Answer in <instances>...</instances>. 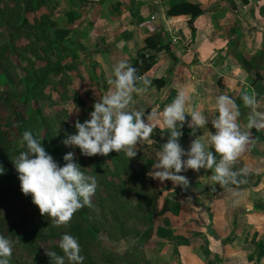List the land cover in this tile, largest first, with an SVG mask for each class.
Here are the masks:
<instances>
[{
  "label": "crops",
  "instance_id": "0c3cea01",
  "mask_svg": "<svg viewBox=\"0 0 264 264\" xmlns=\"http://www.w3.org/2000/svg\"><path fill=\"white\" fill-rule=\"evenodd\" d=\"M183 3L202 13L169 14ZM36 15L48 23L65 72L96 91L100 85L109 94L107 81L118 62L154 57L127 109L146 120L184 90L191 97L186 112L198 106L209 121L189 127L186 114L179 138L185 150L196 137L215 132L217 98L231 99L240 113L237 124L249 135L232 165L237 183L210 181L211 169L180 173L189 181L186 190L154 179L180 209L156 227L151 264H264V127H247L252 108L243 101L244 95L254 97L255 111L264 114V0H42ZM82 61L91 63L89 70ZM155 80L165 84L158 87ZM149 122L152 132L136 151L152 163V172L166 128L161 119Z\"/></svg>",
  "mask_w": 264,
  "mask_h": 264
},
{
  "label": "rangeland",
  "instance_id": "374dc122",
  "mask_svg": "<svg viewBox=\"0 0 264 264\" xmlns=\"http://www.w3.org/2000/svg\"><path fill=\"white\" fill-rule=\"evenodd\" d=\"M28 1L33 0H0V94H14L23 104L27 131L60 166L67 163L64 155L72 152L73 162L95 179L96 189L91 204L58 227L40 214L31 195L21 192L12 163L9 173L16 178V192L8 198V205H28L51 223L60 239L64 233L75 237L85 263L88 259L90 264H151L156 250H152L150 239L167 216L161 214L166 199L162 184L149 178V172H142L147 162L137 156L130 160L123 152L113 151L108 156L87 157L79 148L62 143L67 134L75 133L76 121L89 119L93 105L108 93L102 92L100 85L99 91L94 86L86 87L82 80L70 75L75 72L55 73L61 57L52 46L51 35L46 37L37 27L39 17L29 10ZM82 64L88 70L91 67L89 61ZM13 148L12 160L18 151H26L22 139ZM33 257L23 246H15L10 264H35ZM46 261L52 264L51 259Z\"/></svg>",
  "mask_w": 264,
  "mask_h": 264
},
{
  "label": "clouds",
  "instance_id": "9594fccd",
  "mask_svg": "<svg viewBox=\"0 0 264 264\" xmlns=\"http://www.w3.org/2000/svg\"><path fill=\"white\" fill-rule=\"evenodd\" d=\"M136 72V68L127 62H118L113 68L114 78L107 81L111 86L109 94L93 105L89 119L76 121L75 133L67 134L62 143L66 147L79 148L80 153L87 157L108 156L114 151L123 152L131 160L137 156L136 146L150 136L153 125L149 121L154 117L162 120L168 138L156 153L155 171L149 173L153 179L172 181L186 190L189 181L180 173L189 169H211L213 174L209 177L210 181L221 186L237 183V172L232 170V165L244 150L249 135L237 124L240 113L231 99L227 96L217 98L218 115L211 121L215 132L207 138L196 137L185 150L179 138L186 114L191 117L189 127L200 128L209 122L208 119L199 112L198 106L196 110L186 112L191 97L182 89L161 113H150L146 120L139 111L126 110L132 93L142 91L136 86L140 80ZM148 83L147 80L143 81L145 86ZM243 101L252 108L247 127H264V114L255 111L254 97L244 95ZM22 141L26 151H21L12 160L21 192L26 196L31 195L32 203L52 224L58 227L66 225L74 213L91 204L96 189L95 179L86 176L80 166L73 162L72 152L64 155L67 163L60 166L31 131L22 133ZM2 173L3 168L0 167ZM59 248L63 255L46 250L52 264H83L84 257L80 255V245L75 237L62 234ZM12 252L11 238L0 235V264H10Z\"/></svg>",
  "mask_w": 264,
  "mask_h": 264
},
{
  "label": "trees",
  "instance_id": "16d2710c",
  "mask_svg": "<svg viewBox=\"0 0 264 264\" xmlns=\"http://www.w3.org/2000/svg\"><path fill=\"white\" fill-rule=\"evenodd\" d=\"M30 3V11H36L40 8L42 0L28 1ZM177 12L169 10V14H192L193 17L202 13V10L190 3H183L178 7L175 6ZM37 16V15H36ZM37 21V27L42 31L43 35L50 38L48 33V23L41 17ZM30 27L34 25L26 22ZM191 24H193L191 19ZM52 46L56 49L55 41H52ZM167 47V45H166ZM168 50V47H167ZM153 58L140 55L131 66L136 68V75L140 77L153 65ZM62 57L58 60V68L55 73L62 74L65 72L62 64ZM0 60V67H1ZM63 65V66H62ZM65 74V73H64ZM158 87L165 84L164 80H155ZM187 121V118H186ZM184 122L181 132L185 130L186 123ZM27 131L26 119L23 114V104L18 103L14 94L1 93L0 94V167L3 168V173L0 174V235L11 238L13 247L23 246L29 255L34 256L35 264H45L47 259H51L46 255V250L54 251L58 255H63L59 248L60 238L56 229L47 220L40 218L35 212L31 210L28 205L20 206L8 205V198L16 192V178L10 174V167L12 166V156L14 154L15 143L22 139V133ZM165 141H167L168 134L165 132ZM21 151H18L19 154ZM152 163L147 162L143 165L142 172L150 173ZM149 178H152L149 177ZM173 203V204H171ZM180 203L173 202L168 198L165 199L164 207L161 211L163 213H172L174 215L179 213ZM91 242V238L89 239ZM96 242V241H95ZM87 257V255H86ZM90 264L88 259L86 263Z\"/></svg>",
  "mask_w": 264,
  "mask_h": 264
},
{
  "label": "water",
  "instance_id": "95a60500",
  "mask_svg": "<svg viewBox=\"0 0 264 264\" xmlns=\"http://www.w3.org/2000/svg\"><path fill=\"white\" fill-rule=\"evenodd\" d=\"M150 50H152V49H150Z\"/></svg>",
  "mask_w": 264,
  "mask_h": 264
}]
</instances>
